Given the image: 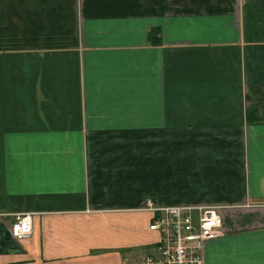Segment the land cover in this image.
Wrapping results in <instances>:
<instances>
[{
  "label": "crops",
  "instance_id": "crops-1",
  "mask_svg": "<svg viewBox=\"0 0 264 264\" xmlns=\"http://www.w3.org/2000/svg\"><path fill=\"white\" fill-rule=\"evenodd\" d=\"M149 198L216 208L207 264H264V0H0V206L34 220L0 264H125Z\"/></svg>",
  "mask_w": 264,
  "mask_h": 264
},
{
  "label": "built area",
  "instance_id": "built-area-1",
  "mask_svg": "<svg viewBox=\"0 0 264 264\" xmlns=\"http://www.w3.org/2000/svg\"><path fill=\"white\" fill-rule=\"evenodd\" d=\"M144 209L155 213L149 230L154 241L125 264H207L206 244L224 234L222 216L212 206H163L151 198ZM13 216L12 236L29 238L34 233L31 212L11 213L0 206V218Z\"/></svg>",
  "mask_w": 264,
  "mask_h": 264
},
{
  "label": "trees",
  "instance_id": "trees-1",
  "mask_svg": "<svg viewBox=\"0 0 264 264\" xmlns=\"http://www.w3.org/2000/svg\"><path fill=\"white\" fill-rule=\"evenodd\" d=\"M157 31L156 30H153V31H151V33H150V36H151V39L153 40V41H160V40H158V39H156V38H158L157 37Z\"/></svg>",
  "mask_w": 264,
  "mask_h": 264
}]
</instances>
